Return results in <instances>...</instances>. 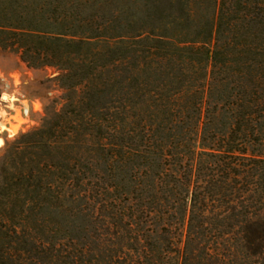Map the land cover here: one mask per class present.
<instances>
[{
  "label": "trees",
  "instance_id": "obj_1",
  "mask_svg": "<svg viewBox=\"0 0 264 264\" xmlns=\"http://www.w3.org/2000/svg\"><path fill=\"white\" fill-rule=\"evenodd\" d=\"M0 46L64 90L0 160V264H264V0H0Z\"/></svg>",
  "mask_w": 264,
  "mask_h": 264
},
{
  "label": "rangeland",
  "instance_id": "obj_2",
  "mask_svg": "<svg viewBox=\"0 0 264 264\" xmlns=\"http://www.w3.org/2000/svg\"><path fill=\"white\" fill-rule=\"evenodd\" d=\"M58 74L55 67H30L17 50L0 46V160L9 143L39 128L47 109L57 104L64 92L56 79ZM5 94L7 100L3 98ZM1 165L3 183L8 173L2 174L5 172ZM7 213L0 199V217Z\"/></svg>",
  "mask_w": 264,
  "mask_h": 264
},
{
  "label": "bare ground",
  "instance_id": "obj_3",
  "mask_svg": "<svg viewBox=\"0 0 264 264\" xmlns=\"http://www.w3.org/2000/svg\"><path fill=\"white\" fill-rule=\"evenodd\" d=\"M3 98L7 100V95L5 94Z\"/></svg>",
  "mask_w": 264,
  "mask_h": 264
}]
</instances>
